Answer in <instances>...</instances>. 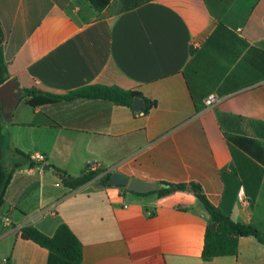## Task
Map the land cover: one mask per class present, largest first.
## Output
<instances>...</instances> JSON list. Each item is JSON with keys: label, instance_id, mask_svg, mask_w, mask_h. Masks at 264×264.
I'll return each instance as SVG.
<instances>
[{"label": "crops", "instance_id": "crops-1", "mask_svg": "<svg viewBox=\"0 0 264 264\" xmlns=\"http://www.w3.org/2000/svg\"><path fill=\"white\" fill-rule=\"evenodd\" d=\"M0 25L5 79L20 91L0 121L10 169L0 261L46 264V247L19 228L50 235L64 222L81 242L80 264H264L253 235L238 237L235 254L203 259L209 215L189 190L133 191L97 174L62 180L88 160L142 180H193L220 211L264 232V164L231 139L264 149V0H109L100 10L86 0H0ZM90 83L155 103L145 113L100 98L31 105L22 93Z\"/></svg>", "mask_w": 264, "mask_h": 264}, {"label": "trees", "instance_id": "trees-1", "mask_svg": "<svg viewBox=\"0 0 264 264\" xmlns=\"http://www.w3.org/2000/svg\"><path fill=\"white\" fill-rule=\"evenodd\" d=\"M95 10L103 8L109 0H86ZM3 41V29L0 25V83L4 81L6 76L5 61L1 52V44ZM23 95H27L26 101L35 105L42 102L52 101L58 98L71 99L75 97L82 98H100L107 100L111 103L122 104L131 106L133 97L138 96L142 99V107L138 110L142 113L154 105V99L146 98L138 90L132 88H123L114 84H101L90 83L68 90L65 93H49L42 92L35 89L23 88ZM38 93L40 97L34 98L33 96ZM0 121H1V108H0ZM1 126V124H0ZM232 141L247 151L254 158L264 164V149L263 147L250 137L245 136H232ZM16 151H20L16 149ZM3 148L0 144V206L3 201V194L5 187L10 177V169H7L3 163ZM57 171L63 172L60 168L49 164ZM110 172H105L98 176V181L103 185L107 183L108 175ZM96 174L92 172H82L73 177L71 180L62 177L64 183L69 185H76L89 179ZM161 185L155 190L139 191V192H156L157 194H166L173 190H189L199 200L204 211L209 215V221L204 228L202 247L200 256L203 259H208L215 255L235 254L237 252V239L241 235H253L259 241L264 242V232L259 231L254 226L241 223L228 214L220 211L214 204H212L204 192L200 184L193 180L188 181H168L158 180ZM118 186L127 189L124 184H117ZM20 236L28 238L41 246L46 247L47 261L46 264H80L81 261V242L70 227L61 222L57 224L52 234L48 235L41 232L38 228L31 224L23 225L19 228ZM8 262V259H5ZM0 264H5L0 261Z\"/></svg>", "mask_w": 264, "mask_h": 264}, {"label": "water", "instance_id": "water-1", "mask_svg": "<svg viewBox=\"0 0 264 264\" xmlns=\"http://www.w3.org/2000/svg\"><path fill=\"white\" fill-rule=\"evenodd\" d=\"M20 91L17 89L15 81L11 78L5 79L0 83V108L2 114H7ZM143 101L140 97L135 96L131 102V109L134 111L142 107ZM43 166H48L47 164ZM66 179H71V176L66 175ZM107 183L111 185L124 184L127 189L133 191H149L158 188L161 183L155 180H142L134 177H128L125 174L113 170L109 173Z\"/></svg>", "mask_w": 264, "mask_h": 264}, {"label": "built area", "instance_id": "built-area-1", "mask_svg": "<svg viewBox=\"0 0 264 264\" xmlns=\"http://www.w3.org/2000/svg\"><path fill=\"white\" fill-rule=\"evenodd\" d=\"M216 99H217L216 95L213 92H211L205 96L203 102L206 106H208L211 105ZM83 171L84 172L95 171L98 176L106 172V170L100 166L97 160H88L83 167ZM4 221H6V218H4Z\"/></svg>", "mask_w": 264, "mask_h": 264}]
</instances>
